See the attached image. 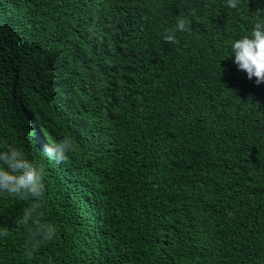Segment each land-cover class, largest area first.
Segmentation results:
<instances>
[{"label":"trees","instance_id":"obj_1","mask_svg":"<svg viewBox=\"0 0 264 264\" xmlns=\"http://www.w3.org/2000/svg\"><path fill=\"white\" fill-rule=\"evenodd\" d=\"M257 23L264 0H0V142L45 185L0 195V264H264V82L230 55ZM33 206L57 232L28 256Z\"/></svg>","mask_w":264,"mask_h":264},{"label":"clouds","instance_id":"obj_2","mask_svg":"<svg viewBox=\"0 0 264 264\" xmlns=\"http://www.w3.org/2000/svg\"><path fill=\"white\" fill-rule=\"evenodd\" d=\"M228 6L236 8L238 0H228ZM188 30L185 19L176 22L174 30H167L163 39L168 43H176V32ZM239 69L245 71L249 79L255 77L256 83L264 82V23L255 24L251 33L242 36L231 44V54ZM75 150L70 136L53 140L39 151L42 158L49 162L62 163ZM44 169L38 161L19 146L7 141L0 142V195L9 197H31L40 201L44 194ZM36 207L24 210L20 223L31 225L24 243L25 254L31 256L42 243L55 238L57 229L52 223H41ZM6 231H0V238L6 237Z\"/></svg>","mask_w":264,"mask_h":264}]
</instances>
